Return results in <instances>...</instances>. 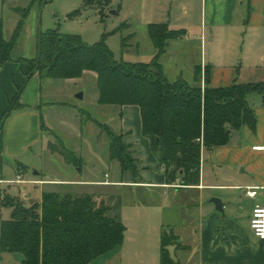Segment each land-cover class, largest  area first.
Returning a JSON list of instances; mask_svg holds the SVG:
<instances>
[{"label": "trees", "instance_id": "trees-1", "mask_svg": "<svg viewBox=\"0 0 264 264\" xmlns=\"http://www.w3.org/2000/svg\"><path fill=\"white\" fill-rule=\"evenodd\" d=\"M95 0H83L84 4ZM49 0H30L26 7L14 8L20 14L12 35L4 33L0 17V63L13 60L12 52L32 8H42ZM110 0L108 1V3ZM80 12V10H77ZM75 14V13H73ZM128 26V23L123 25ZM155 53L149 61L117 60L107 46L105 37L94 44H85L76 34L56 29L40 30L36 54L23 57L28 64V79L36 72L42 77L68 79L81 77L85 71L96 73L98 103L103 105H138L141 109L142 131L150 139L151 150L162 165L166 183L190 186L200 183L202 149H213L229 143L232 131L257 127L254 107L249 103L253 93L260 95L264 106V81L223 86L210 84V66L196 68V83L183 76L169 78L160 62L167 41L185 34L172 29L167 22L148 25ZM127 37L123 38L126 46ZM19 93L11 101L4 119L18 104ZM111 159H117L123 170L134 169V161L123 145V135L105 125ZM52 151L61 152L68 162L73 152L50 143ZM91 193L45 190L40 200L25 203L19 197L0 192L3 206L12 208L11 216L0 226L1 252H20L21 264H90L122 245L126 227L109 214L110 207L98 202ZM181 247L173 233L162 236V263L175 264L168 245Z\"/></svg>", "mask_w": 264, "mask_h": 264}, {"label": "crops", "instance_id": "crops-1", "mask_svg": "<svg viewBox=\"0 0 264 264\" xmlns=\"http://www.w3.org/2000/svg\"><path fill=\"white\" fill-rule=\"evenodd\" d=\"M199 3L198 22V19L194 18V12L199 7L195 0H171L168 10L169 26L172 29H184L185 34L167 41L166 51L160 57L165 74L173 78L183 76L188 81L196 83V68L201 67V83L204 85V69L210 66L212 86L228 85L234 81L240 83L264 81L253 77L251 70L245 67L222 66L217 64L212 56L209 60L205 59V64L203 60V49L208 42L214 43L216 39H223L232 33L237 35L235 32L242 29V24L250 29L264 27V0H199ZM175 4L177 8L173 11ZM194 19L197 21L194 22ZM150 23L147 24L145 33L141 35L142 39L133 24L128 23L126 29L129 40L126 49H133L139 55L140 47L145 43L149 47L150 55L155 53V46L148 31ZM194 24L197 30L190 35L189 31ZM206 32L211 33L208 39ZM27 71L25 65L12 63V60L0 66V116L6 109L8 101L12 100L16 87L24 80ZM91 73L96 76V73ZM43 79L39 72L29 78L19 95L18 104L21 108H17L10 115L6 127L0 133V182L15 180L19 183L25 180L34 183L57 182L45 178L28 179L20 170L16 172L15 180L3 175L4 157L10 160L17 159L41 140L40 129L44 124L47 128H52L47 116L38 111L43 105ZM104 106H108L109 109L104 110H108L107 116L110 117L109 122L104 124L116 134L123 135V145L134 161V169L123 170L120 164V169L116 171L113 179L69 180L71 183L112 185L127 190L157 189V194L163 198L159 204L160 217L164 224L174 225L176 235L179 240L181 239V247L176 246L180 255L178 261H174L175 264H264V238L256 236L250 226L254 207L264 205V149H254L255 146H264V106L261 97L259 104L252 106L257 117L256 130L253 131L245 125L239 130L232 131L228 144L213 149L203 147L200 183L185 187L166 183L164 168L151 150L150 139L143 134L140 107ZM90 119L102 124L91 116ZM63 123L68 125L66 119H63ZM88 152L102 163L103 158L99 151L90 147ZM248 186L258 187L254 197L246 193ZM71 192L85 193L76 190ZM206 196L222 199L223 214L213 201L204 203ZM26 197L31 198L30 195ZM95 197L98 198L99 195ZM104 203L110 207L109 214L113 216L112 206ZM235 206L239 207L241 217L237 215ZM103 256L92 262L104 258ZM187 257L188 262L185 260ZM23 259L24 255L20 258L19 264Z\"/></svg>", "mask_w": 264, "mask_h": 264}, {"label": "rangeland", "instance_id": "rangeland-1", "mask_svg": "<svg viewBox=\"0 0 264 264\" xmlns=\"http://www.w3.org/2000/svg\"><path fill=\"white\" fill-rule=\"evenodd\" d=\"M108 1L95 0L85 5L83 0H49L42 8L34 6L25 20L18 43L12 52L14 58L12 63L25 65V71H27L28 64L22 58L36 54L37 34L40 30L48 29L79 35L85 44H94L105 37L107 46L117 60L149 61L152 55L149 53L147 44L141 45L139 55L137 51L124 47L123 38L128 36V31L123 25L132 23L141 37L150 22L166 21L169 24L168 10L171 0H110L109 3ZM29 2L30 0H0V17L4 21L6 37L9 38L12 35L20 18V14L14 8L26 7ZM195 2L197 6L200 4L199 0ZM176 8L177 4L173 5V11ZM197 12L200 14V5L194 12V18H197L199 22L200 15ZM195 20L194 22L197 21ZM196 30L194 24L189 34H194ZM235 33L237 35L232 33L230 36H224L223 39H216L214 43L208 42L203 49L204 64L205 59L209 60L212 56L217 64L235 68L245 67L251 70L253 77L263 80L264 27L250 29L242 24V29ZM206 34L208 39L211 33L206 32ZM133 48L135 49V46ZM18 70L21 72L20 68ZM78 78L81 79L74 81L68 80L70 78L66 80L44 77L42 81L43 105L38 111L47 116L49 121L47 122L52 128L49 129L44 124L40 129L41 140L17 159L3 158V175L6 178L17 179L16 172L20 170L28 179L45 178L54 179L57 182L3 181L0 182V192L10 197H19L27 204L30 200L40 199L45 190L58 192L76 190L91 193L94 196L99 195L95 199L112 206V215L125 225L126 231L121 246L92 264H163L161 261L162 236L165 232L176 235V230L173 224H164V220L162 221L160 217L159 204L163 198L157 194V189L127 190L112 185H76L69 181L113 179L116 171L120 169V162L110 157L109 139L104 124L109 122L110 117L107 116L108 110H104L108 106L98 103L96 76L91 72H84ZM169 78L173 79V77ZM28 80L26 73L24 80L16 87L11 97L12 100L18 93L20 95ZM79 93H83L82 98L77 96ZM248 100L252 106H256L260 102V95L253 93ZM11 101H8L6 109L0 116V121ZM16 109H12L6 116L0 133ZM90 116L102 124L96 123L90 119ZM63 119L67 120L68 125H64ZM50 143L57 145L60 149L65 147L71 150L73 159L82 158L83 163L68 162L61 152L51 150ZM90 147L101 153L102 163L89 154L88 148ZM26 195H30L31 198H27ZM212 197L206 196L204 203H210L209 200ZM235 209L237 215L241 217L239 207L235 206ZM11 212L10 206H3L0 202V226L3 219L10 218ZM167 247L170 258L178 261L180 254L177 252L176 243L173 242ZM22 257L23 254L20 252L3 254L0 250V264H19ZM187 259L188 257L185 258L188 262Z\"/></svg>", "mask_w": 264, "mask_h": 264}, {"label": "built area", "instance_id": "built-area-1", "mask_svg": "<svg viewBox=\"0 0 264 264\" xmlns=\"http://www.w3.org/2000/svg\"><path fill=\"white\" fill-rule=\"evenodd\" d=\"M254 149H264V146H255ZM257 186L246 187V193L254 197L258 190ZM250 226L256 236L264 238V205H256L252 211Z\"/></svg>", "mask_w": 264, "mask_h": 264}, {"label": "water", "instance_id": "water-1", "mask_svg": "<svg viewBox=\"0 0 264 264\" xmlns=\"http://www.w3.org/2000/svg\"><path fill=\"white\" fill-rule=\"evenodd\" d=\"M114 12H115V11H114ZM77 96L80 97V98H82V97H83V93H79ZM36 173H37V172H36ZM211 201H213V202L215 203L216 208H217L219 211H221L222 213L224 212V203H223V201H222L221 198H219V197H213V198L211 199Z\"/></svg>", "mask_w": 264, "mask_h": 264}]
</instances>
